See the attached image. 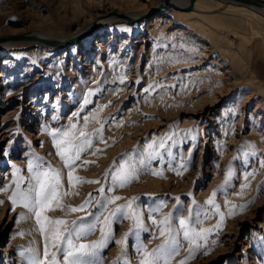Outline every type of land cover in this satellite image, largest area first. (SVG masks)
Wrapping results in <instances>:
<instances>
[{"label": "rangeland", "instance_id": "1", "mask_svg": "<svg viewBox=\"0 0 264 264\" xmlns=\"http://www.w3.org/2000/svg\"><path fill=\"white\" fill-rule=\"evenodd\" d=\"M159 1L0 0V42L14 41L0 47V264H28L30 248L43 258L44 237L35 217L20 205L13 209L8 198L14 184L2 190L12 184L16 168L26 187L28 163L37 157L45 167L60 169L63 191L76 193L62 198L64 208L46 214L69 224L76 220L85 228L94 225L95 231L78 243L99 241L103 235L106 247L93 258L100 264H141L144 251L163 242L161 225L153 220L165 216L179 233V250L170 264H264V24L257 25L262 33L249 41L228 34L231 41L221 43V55L199 30L163 8L154 10ZM206 2L209 7L203 8L209 12L230 9L227 2L200 1ZM116 10H142L133 21L145 22L128 30L115 28L117 21L103 22L57 49L8 38L32 28L73 33ZM157 13L160 18L154 22L150 18ZM154 26H162L164 36ZM238 29L251 34L243 26ZM182 42L197 43L203 52L187 54ZM182 55L186 57L178 64L167 60ZM215 68L221 72L218 86ZM6 93L12 96L5 98ZM85 99L90 102L85 104ZM101 108L100 123H90V112ZM85 116L86 132L103 128L92 135V147L81 153L74 175L99 183L70 186L68 169L49 132L67 130L71 124L81 128ZM125 163L135 166L137 178L121 187L113 176ZM214 191L222 223L215 208L206 204ZM113 197L120 199L109 203ZM85 200L90 203L82 211L67 207ZM117 207L122 211L110 215ZM233 207L234 214H229ZM189 210L190 227L210 229L194 245L179 226ZM204 211L208 216L201 214L198 223L196 214ZM57 259L63 264V255Z\"/></svg>", "mask_w": 264, "mask_h": 264}, {"label": "snow or ice", "instance_id": "2", "mask_svg": "<svg viewBox=\"0 0 264 264\" xmlns=\"http://www.w3.org/2000/svg\"><path fill=\"white\" fill-rule=\"evenodd\" d=\"M123 82V81H121ZM85 99V104L89 103ZM102 107H106L102 106ZM99 110H102L99 109ZM98 110V111H99ZM74 116L78 114L74 113ZM96 119L95 116L92 117ZM89 117H84V126L78 128L76 124H71L69 129L63 131H52L49 135L53 138V144L56 148L57 155L63 161L64 166L68 169V183L74 186L75 183H99V181H84L79 176H75L74 172L77 166V161L80 160L81 153L92 147V135L94 133H102V128L95 129L94 133H88L84 129L87 127ZM47 131V129H45ZM164 148L163 142L159 145ZM254 147V146H253ZM99 151V149L97 150ZM94 163L84 161L82 164ZM143 164V160H141ZM183 167V165L181 166ZM21 170L16 168L15 173L18 174ZM28 171L30 172L29 181L26 187H22L24 178L14 174L12 184L2 189L7 191L12 185H15V191L8 198L12 204L13 209L20 205L27 209L35 217L37 231L44 237V253L43 258L39 255L38 249H27L31 253L28 258V264H59L57 257L63 255V264H100V261L93 259L99 249L106 247V241L103 238L99 241H93L89 244L78 243V241L95 231V226L91 225L87 228L81 226L76 220L71 221V224L64 218L51 219L46 214L48 211L55 210L56 208H64L65 205L61 203L63 197L73 195L76 193L62 190V176L60 169L53 168L50 164L45 167L42 158L37 157L29 161ZM162 175L160 172L154 173ZM177 174H180L179 172ZM137 178V172L134 165L121 164L120 168L116 170L113 180L119 181V186H125L130 179ZM227 179V176H226ZM247 186V185H245ZM103 192V188L100 189ZM216 192L214 191L206 204L213 206L217 214L221 216V223L223 221V213H220V206L215 204ZM120 197H113L108 202L118 200ZM3 203V201H0ZM89 200H85L81 205L71 206L68 205L70 211L77 212L84 210ZM99 203V202H97ZM195 204V201H193ZM128 209L132 208V201L126 205ZM235 207V206H234ZM234 207L229 209V214H234ZM241 208L246 206H239ZM122 208L117 207L110 215H115L116 212H121ZM203 214L205 218L208 212H197V222L199 223V216ZM192 216V210H189V217H181L179 219L180 229L183 230L184 239L188 240L190 245H194L198 238H203L210 229H200L196 231L195 228L189 226V221ZM133 219L136 220V226L140 227V220L135 212H132ZM26 217L21 214V219ZM83 219L82 217L80 218ZM109 217L104 218V223L108 224ZM153 223H159V235L164 238L163 242L158 245L151 252L144 251V258L141 264H170L172 256L178 252V232H175L170 226V218L165 216L163 220ZM219 224L216 225L219 228ZM103 234L104 229H101ZM23 235V233H19ZM119 243H123L120 241ZM49 247L55 251H49ZM143 247V246H142ZM50 257V259H49ZM180 264H187V260H182Z\"/></svg>", "mask_w": 264, "mask_h": 264}, {"label": "bare ground", "instance_id": "3", "mask_svg": "<svg viewBox=\"0 0 264 264\" xmlns=\"http://www.w3.org/2000/svg\"><path fill=\"white\" fill-rule=\"evenodd\" d=\"M200 1L204 2L207 0H160L161 2L159 5H163V9L165 10V14L175 16L179 19L184 21L185 24L190 25L197 30H199L200 33L204 34L208 39L209 42H212L211 44L215 47H218L220 50V54L223 55L224 51L221 45V43L229 42L231 41L230 38L228 37V34H233L236 36L243 37L244 41H249V39L253 36L260 35L262 33L261 29L257 28V25L259 23L264 24V7H258L254 5H248L242 2L234 1V0H214L216 5L227 2L226 4L230 8L228 11L227 10H222L220 12L214 13V12H209V10L203 8L204 6H207L210 3H200ZM204 4V5H203ZM209 7V5H208ZM162 9V8H161ZM160 9V10H161ZM208 11V12H207ZM219 11V10H217ZM115 12V11H114ZM120 11H117L114 13V15H110L107 18H104L102 21H97L95 20L93 23L86 24L82 28H77L73 33L69 34H64V33H59V32H54L46 29H41V28H32V29H25L21 33H26V34H32L39 36L41 38H49V39H54V40H59V41H65L68 39H71L68 42H65V44L72 43L74 40L81 38L94 28H97L100 24H114L113 22L117 23L114 24L113 26L115 28H118V26H122L125 29H129L131 27H137L139 24L142 22L138 21H133L137 16L139 15L141 11H125L123 13H118ZM115 15H119L121 18L116 17ZM130 18H134L133 20H129ZM160 18V13L155 14L152 18L154 22H157V20ZM128 20V21H127ZM89 25H94L92 29H90L88 32L81 34V36H77L80 34V32L84 29H86ZM104 26V25H103ZM245 27L247 28L246 31H249L251 34H246L243 33L241 30L238 29V27ZM106 27V26H105ZM104 27V28H105ZM154 30H156V34L159 36H164V32L162 31V26L160 28H157L154 26ZM17 33V34H21ZM14 34V35H17ZM101 35V34H100ZM172 35L171 33L168 34V37ZM250 35V36H249ZM77 36V37H76ZM91 34H89L87 37H90ZM86 37V38H87ZM76 38V39H75ZM9 39H18V38H9ZM29 40H34L37 42V44H42L46 47L50 45V48L52 49H57V46L47 44L41 40L37 39H31V38H26ZM14 41H8V40H3L0 42V47L7 45L8 43H11ZM64 44V45H65ZM186 44L187 46V54H201L203 51L200 49L201 46H198L197 43H183L182 45ZM73 45V44H72ZM54 46V47H53ZM59 47V46H58ZM67 48L70 47V45L66 46ZM219 54V55H220ZM170 56V54L168 53ZM181 55V54H180ZM186 55L182 56H176L173 58H168V61H172L173 64H178L180 62H183L185 59ZM169 66V65H167ZM214 75L218 76V80L216 82V86L221 84V78L220 77V70L219 69H213ZM119 72V71H118ZM112 77H123V74H114ZM209 78V77H208ZM12 94L6 93L5 98L11 97ZM151 101V100H150ZM236 108V107H233ZM101 110H95L93 109L90 112V123H96L97 125L100 123L101 119ZM95 116L96 119H93L92 117ZM99 129V128H96ZM136 163H139L138 157L135 158Z\"/></svg>", "mask_w": 264, "mask_h": 264}, {"label": "water", "instance_id": "4", "mask_svg": "<svg viewBox=\"0 0 264 264\" xmlns=\"http://www.w3.org/2000/svg\"><path fill=\"white\" fill-rule=\"evenodd\" d=\"M167 1V0H165ZM192 1V0H190ZM234 1H238V2H242L248 5H254V6H258V7H264V0H234ZM163 5H159V7H157L154 10L157 9H161ZM112 13H115L114 11ZM149 13H145V16H147ZM134 18H130L129 20H133ZM139 19V18H137ZM94 27V25H89L86 29L82 30L80 32V34H78L77 36H81V34H84L86 32H88L90 29H92ZM76 36V37H77ZM8 38H18V39H26V38H31V39H37V40H41L47 44H51V45H55V46H63L65 44V42L70 41L71 39L65 40V41H59V40H54V39H49V38H41L39 36L36 35H32V34H26V33H21V34H17V35H9ZM76 39V38H75Z\"/></svg>", "mask_w": 264, "mask_h": 264}]
</instances>
